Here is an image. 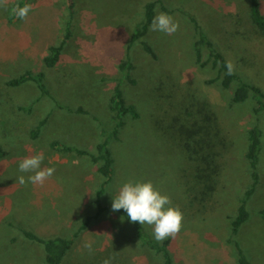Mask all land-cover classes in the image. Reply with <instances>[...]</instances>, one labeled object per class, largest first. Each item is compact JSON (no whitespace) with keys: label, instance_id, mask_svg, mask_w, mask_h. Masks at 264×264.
Returning <instances> with one entry per match:
<instances>
[{"label":"rangeland","instance_id":"rangeland-1","mask_svg":"<svg viewBox=\"0 0 264 264\" xmlns=\"http://www.w3.org/2000/svg\"><path fill=\"white\" fill-rule=\"evenodd\" d=\"M15 1L0 7V147L10 145L0 159V264H44L43 246L25 237L19 226L44 238L70 236L86 215L95 212L94 192L102 179L96 164L86 156L66 164L52 160L55 154L61 159L75 155L56 151L49 143L59 140L92 147L103 140L100 129L111 124L108 101L118 84L141 115L126 116L118 137L111 138L114 174L102 195L106 209L79 233L62 264H93L107 256L109 264H163L160 255L139 243L130 222L112 210V202L129 180L151 181L170 197L174 207L190 200L184 194L182 169L189 162L179 145L182 140L179 133L176 139L163 133V125L178 112L189 116L190 108L185 107L192 105V95L211 108L220 129L215 141L223 140L212 148L221 164V176L211 200L179 208L183 227L168 245L173 262L239 264L237 242L254 264H264V109L255 114L253 106L258 102L251 96L241 103L232 102L237 82L229 88L220 79L210 83L220 76L218 67L211 61L198 63L194 47L198 22L215 47L233 62L235 71L264 91V39L251 21L250 0H161L156 16L161 12L171 15L179 29L171 35L149 29L142 39L154 54L144 49L142 39L128 47L149 0H75L72 18L66 0H28L32 10L27 19L11 20L9 8ZM260 4L264 13V0ZM69 20L72 35L61 59L47 67L43 58L49 46L60 41ZM207 55L204 47L203 59ZM126 57L135 65L131 76L136 83L127 80L119 68ZM26 70L44 71L47 94L34 81L18 87L5 85L7 79ZM57 102L90 113L69 111ZM47 113L49 122L37 139L32 138L31 127ZM256 123L263 132L260 180L247 202L249 218L230 241V217L251 182L246 133ZM40 153L44 155L42 167H53L54 174L43 185H20L17 178L24 175L27 180L31 173H21L19 162ZM143 226L154 237L153 226ZM86 242H91V251L84 246Z\"/></svg>","mask_w":264,"mask_h":264},{"label":"trees","instance_id":"trees-1","mask_svg":"<svg viewBox=\"0 0 264 264\" xmlns=\"http://www.w3.org/2000/svg\"><path fill=\"white\" fill-rule=\"evenodd\" d=\"M28 0H17L11 8H9V18L15 20L17 17L13 14L12 9L17 5L23 6ZM161 0H149L144 6V17L139 25L136 26L135 30L131 35V40L129 46H132L135 41H140L149 31L150 25L154 17H156V8ZM66 4L70 13V18H72L76 9L75 0H66ZM260 0H250V16L252 23L259 28L262 32V39H264V13L260 6ZM162 7L165 11L169 12L167 6L162 3ZM191 17H194L191 15ZM194 20V18H193ZM196 34L198 32L199 38L196 39L195 36V53L197 57V62L206 65L209 61L212 62L214 66L218 67L220 76L210 79V83L221 80V85L225 88H229L233 82H237V85L233 89L231 101L234 103H241L246 101L250 96L257 100L258 104L253 106V112L255 114H260L264 109V91L261 87L246 81L242 76H240L235 70L231 75L227 74L226 63L228 59L225 55L220 52L217 47H215L214 42L210 40L208 34L204 29L200 27V23L195 22ZM72 35L71 30V20H69V25L65 28L64 32L60 37V41L56 44L50 45L48 48V53L44 56V63L47 67H54L57 65L61 59V55L65 44L68 42ZM145 50L154 54L153 47L142 39L141 41ZM208 48V55L203 59V49ZM135 67L133 61L130 57H126L119 63V68L124 71V75L132 83H136V80L131 76V70ZM45 73L44 71H39L33 73L30 70L24 71L22 74L7 79L5 85L8 87H18L27 81H34L40 91L43 94L48 93L47 86L44 82ZM124 91L118 84L114 87L113 93L108 101V108L111 112V124H103L100 133L103 140L96 142L92 147L79 146L73 143L61 142L59 140L50 141L49 145L52 149L62 152L70 153L76 156L89 157L90 160L96 164L99 175L101 176V183L99 187L95 190L93 201L96 205V210L92 214H88L85 218L81 220L72 235H56L54 237L44 238L37 233L29 230L25 227L19 226V230L28 239L37 241L43 246L44 264H62L63 260L72 248L75 239L82 230L87 229L90 226L91 221L97 220L101 217L103 211H105L106 206L102 204V195L105 193L108 183L112 180L114 169V157L110 147L111 138H117L120 129L126 124V116L131 115L134 118H139L141 113L134 103H130L124 96ZM192 105L185 107L190 108L187 110V114L183 112H178L173 115L167 126L163 125V133H171L173 139H176L177 134L180 135V140L182 143V150L187 154L186 160L189 162V167L187 169H182V179L183 185L185 186V195L188 198L190 195L189 203H199L203 204L207 200H211L214 192L217 190L219 183V177L221 176V164L216 160V154L212 147H215L217 142L222 141L223 138H218L220 134V129L218 125L214 124V117L211 108L205 104L197 102L196 96L192 95ZM58 107L67 108L69 111H79L83 113H90L89 110L79 107L74 110L69 105L57 102ZM32 109L29 108V111ZM95 119L98 117L94 115ZM50 118V113H47L44 117L40 118L34 127H31L29 134L32 138L37 139L44 126H46ZM210 123H206V122ZM101 123V122H100ZM101 125V124H100ZM172 130V132H171ZM175 130V133L174 131ZM262 136L263 132L258 123L252 125L248 128L246 133V150L245 157L249 164V175L251 182L247 185L243 194L239 197L238 207L236 214L230 217V241L234 240V236L237 234L240 225L249 218L250 212L247 208V202L254 194L256 187L260 180L259 172V160L260 152L262 149ZM220 139V140H219ZM6 148L0 147V159L8 154ZM121 214L122 221L126 223L130 222L131 230L139 239V243L143 247L151 249L157 255H160L163 259V264H174L173 258L170 254L168 245L171 238L165 239L163 242L157 241L154 237L150 236L145 230L144 226L140 223H133L127 218L126 212L121 209L117 212ZM264 216V210H261ZM237 247V259L239 264H254L242 251L238 243L235 242ZM100 258L93 261V264H103L105 260Z\"/></svg>","mask_w":264,"mask_h":264},{"label":"clouds","instance_id":"clouds-1","mask_svg":"<svg viewBox=\"0 0 264 264\" xmlns=\"http://www.w3.org/2000/svg\"><path fill=\"white\" fill-rule=\"evenodd\" d=\"M8 0H0V7H6ZM32 10L31 4L17 5L12 9L13 14L19 19H27ZM179 29V22L164 12L159 13L150 25L151 31L163 32L167 35L175 33ZM227 74L234 73V64L227 61ZM44 155L42 153L24 158L19 162L21 173H31L27 177L20 175L17 182L25 185L30 182L34 185H43L55 172L53 167H42ZM171 199L168 195L162 194L151 181H132L124 183L117 196L112 202V210L123 209L127 218L133 223L153 226L154 238L163 242L169 237H175L183 227V213L177 207L171 206ZM91 251V242L84 245ZM103 264H109L105 260Z\"/></svg>","mask_w":264,"mask_h":264},{"label":"crops","instance_id":"crops-1","mask_svg":"<svg viewBox=\"0 0 264 264\" xmlns=\"http://www.w3.org/2000/svg\"><path fill=\"white\" fill-rule=\"evenodd\" d=\"M48 122H49V120H48ZM48 122H47V123H48ZM14 125H15V124H14ZM34 125H35V124H34ZM34 125H33V126H34ZM46 125H47V124H46ZM93 145H94V144H93ZM81 146H82V145H81ZM83 146H85V145H83ZM9 148H10V145H9V147L6 148V149L8 150ZM55 155H56V156L53 157L52 160H57V161H59V162L62 163V164H66L67 162H75V161L78 162V161H77V158L80 157V156H76V155H75V156H71L70 158H67V157H66V158H63V157H62L63 159H61V158H59V157H60L59 154H55ZM73 157H74V158H73ZM69 159H71V160H69ZM188 202H189V201H187V200L184 201V204L182 203V204H181L182 206L180 205L181 207L179 206V207H177V208H183V207H186V208H187V207H190L189 204H191V203H188ZM187 203H188V204H187ZM94 204H95V203H94ZM86 216H87V215H86ZM127 223H128V222H127ZM65 224H66V220L64 219L62 225H65ZM21 233H22V232H21ZM22 234H23V233H22ZM68 236H69V235H68ZM13 238L16 239V237H13ZM115 254L117 255V253H115Z\"/></svg>","mask_w":264,"mask_h":264}]
</instances>
